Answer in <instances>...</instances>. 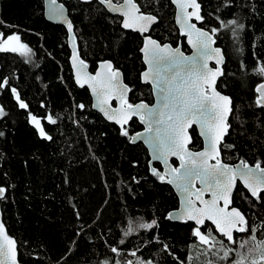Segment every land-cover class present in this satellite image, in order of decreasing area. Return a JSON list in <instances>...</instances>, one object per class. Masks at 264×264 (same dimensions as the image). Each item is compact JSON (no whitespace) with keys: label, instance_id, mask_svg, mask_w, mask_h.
<instances>
[{"label":"trees","instance_id":"1","mask_svg":"<svg viewBox=\"0 0 264 264\" xmlns=\"http://www.w3.org/2000/svg\"><path fill=\"white\" fill-rule=\"evenodd\" d=\"M59 1L69 10L80 54L91 72L99 62L111 61L132 88L130 101L151 103L150 87L140 80L144 65L138 34L122 29L120 19L96 2ZM137 2L143 13L158 18L152 37L162 44H177L170 0ZM199 3L201 27L218 29L217 46L226 57L217 88L233 100L222 160L264 166V111L256 103L255 92L264 82L259 71L264 67V0ZM230 20L245 26L238 30V37L232 32L235 25L227 23ZM0 33L3 40L18 34L32 49L28 55L0 52V81H9L8 87L0 88V106L6 112L0 117V132L4 133L0 136V187L6 189L0 205L8 232L18 242L20 262L134 264L140 259L194 264L197 238L192 236L193 225L167 218L178 207V199L170 186L152 175L145 147L130 144V137L142 126L133 120L126 127L129 137L122 136L117 126L92 109L89 91L75 85L66 31L46 21L43 0H0ZM12 87L27 109L19 107ZM78 104L85 107L79 109ZM29 113L40 119L51 141L40 138ZM49 114L56 124L47 122ZM154 168L162 173L159 164ZM234 205L253 227L264 224V201H254L241 185L234 194ZM153 220L158 226L138 227ZM129 227L133 231L125 235ZM249 236L236 237L246 238L245 246L254 247ZM256 236L262 240L264 229ZM111 247L118 252L113 253ZM198 253L202 259L198 264L210 257L208 251ZM238 253L247 257V248L239 247Z\"/></svg>","mask_w":264,"mask_h":264},{"label":"snow or ice","instance_id":"2","mask_svg":"<svg viewBox=\"0 0 264 264\" xmlns=\"http://www.w3.org/2000/svg\"><path fill=\"white\" fill-rule=\"evenodd\" d=\"M172 2L179 4L183 18L181 20L178 17V22L182 24L188 42L196 51L193 56L188 57L179 47L172 48L168 44L159 43L150 36L144 37L141 52L144 54L148 70L143 72L142 76L145 82L151 78L153 86L158 88L162 99L161 109L154 111L143 102L135 105L128 103L126 96L131 89L122 83L121 73L113 70L111 62L101 65V68L106 69L103 74L97 72L95 76L87 75L83 82L78 72L77 83L81 86L84 83L88 84L99 100V103L93 106L99 107L109 120H115L121 126L122 136L129 137V132L124 125L132 117L138 116L140 121L147 125L146 132L152 134L147 142L155 146L154 159H163L165 164L169 156L179 159V167H171L165 173H161L156 168L151 170L152 175L161 182L174 184L185 194L182 210L176 216L169 214L167 218L193 222L192 236L197 238L200 244L211 248L219 244L223 250L220 259L229 260L230 253L234 249L227 247L225 241L229 244H237L238 239L234 233H250L249 239L256 241V233L264 229V224L253 227L246 215L237 208L229 209L237 176L250 193L251 198L256 202H262L264 201V167L260 162L250 167L241 161L243 169L238 172L237 168L223 163L219 158V145L224 136L228 134L230 128L228 117L232 114L233 107L230 97L216 91V80L223 74L222 70L219 67L210 68L207 63L214 57L217 64L223 60L221 50L212 46L215 43L214 37L218 29L203 30L198 28L196 23L191 22L193 19L198 22L203 21L198 0H172ZM52 3L55 4V0H52ZM99 3L124 17L121 22L123 29H132L143 35L149 31L152 24L157 22L156 16L141 12L136 0H122L119 5L114 4L113 0H99ZM189 8L192 11H187ZM52 15L63 17V5L59 9H54ZM65 22L71 33L73 25L70 21ZM227 23L235 25L232 32L237 37L238 30H243L245 27L236 20H230ZM0 37H3L2 33ZM19 40L20 37L16 34L7 36L3 43H0V52L20 51L21 55L30 54L32 49L26 44L19 43ZM11 42L17 43L12 44ZM79 65L82 70L84 61L80 60ZM259 71L264 74V67H261ZM8 86L7 78L0 81V88ZM256 91L260 94L256 103L264 108V83L260 84ZM11 92L19 102V107L27 109L28 105L20 100L17 89L12 87ZM111 95H115L120 101V109L112 110L110 106L103 107L107 104L105 97ZM76 107L83 109L85 106L78 104ZM4 115L6 112L3 107H0V117ZM29 116L40 138L51 141L53 137L45 131L40 119L31 113ZM45 119L49 124L57 123L52 114L47 115ZM194 124L199 125L201 135L209 137L211 146L202 152H192L188 148L191 139L187 130ZM3 135L4 133L0 132V136ZM143 136V133H139L130 139L135 142ZM209 160H214L215 163L210 164ZM195 180H199L202 187L194 189L192 182ZM5 193L6 189L0 187V199L5 197ZM205 193H209L211 199H204ZM77 216H79L78 213ZM206 221H210L214 229L208 228L205 233L201 229L206 227ZM154 226H158L156 220L138 225L139 228L145 230H150ZM131 231L133 229L129 227L125 235ZM214 232L219 234V239L213 234ZM247 242V240L240 242L239 247L244 248ZM120 243L124 241L121 240ZM257 250L260 253L259 257L258 259L253 258L251 264H264V240H260L254 247L248 249V254L255 253ZM111 251L117 253L118 249L111 247ZM164 251H168L167 245H164ZM16 255V242L6 234L4 224L0 222V264H17ZM245 260L246 257L242 255L241 259L232 260L231 264H245ZM127 264H132V261H128ZM138 264H152V261L138 262ZM180 264L184 262L181 261Z\"/></svg>","mask_w":264,"mask_h":264},{"label":"water","instance_id":"3","mask_svg":"<svg viewBox=\"0 0 264 264\" xmlns=\"http://www.w3.org/2000/svg\"><path fill=\"white\" fill-rule=\"evenodd\" d=\"M78 1H79L80 3H84V4H90V3H93V2H95V1H98V2H99V0H78ZM121 2H122V1H121ZM136 2H137V0H136ZM170 2H171L172 6H173L174 9H175V15H174L175 26H176V28H177V30H178L180 36H181V37H184V38L186 39V43H187L188 47L190 48L191 53H190L189 55H187V54H185V53L182 51V46H181V45H179V46H177V47H179V48L181 49V51L184 53L185 56L191 57V56L194 55L196 49L193 48V46L188 42V37H187V35L184 34V31H185V30L182 28V24H181L180 22H178V17H180L181 20H182V18H183V17H182L181 9H180V7H179V4H177V3H173L172 0H170ZM113 3L116 4V5H119V4H120V3H116V2H114V1H113ZM198 3H199V0H198ZM99 4H100V5H101V6H102V7H103V8H104V9H105L110 15H112V16H114V17H118V18H120V19H121V22H122V20L124 19L123 16L119 15L118 13H114V12L110 11V10L106 7V5H103V4H101V3H99ZM199 4H200V3H199ZM61 5H63V17H59V16L52 15V11H53L54 9H59ZM200 5H201V4H200ZM43 7H44V17H45L46 21L49 22V23H51V24H53V25H58V26L63 27V28L65 29L66 33H67V46H68V49H69V51H70L69 64H70V67H71V70H72V74H73V79H74L75 85H76L79 89H85V88H86V89L89 91L90 97H91V99H92V109H93L95 112L99 113V114L103 117V119H104L106 122H108L109 124H113V125L117 126V127L120 129V131H121V126H120L119 124H117V123L115 122V120H109V119L105 116V114H104L102 111H100V108H99V107H94V106H93V105H97V104L99 103V100H98L97 96L93 94L92 89L88 86V84H87V83H84L83 86H81V84L77 83V73H78V72L80 73L81 82H83L84 77L87 76V75L95 76L97 72H100V73L103 74V73L106 71V69L101 68V65L104 64V63H106V62H111V61H109V60H105V61H101V62H99L98 65H97L96 70H95L94 72H91V70H90V65H89L85 60L82 59V56H81V54H80V51H79V45H78V38H77L76 33H75V27H74V24H73V22H72V20H71V18H70L68 8L65 6V4H63V3L60 2L59 0H55V4L52 3V0H43ZM187 11H192V9L189 8V9H187ZM141 12H142V11H141ZM142 13H143V12H142ZM200 14H201V16H202V5H201V8H200ZM150 15H151V14H150ZM65 21H70L71 24L73 25V30H72L71 33H69V31H68L67 23H66ZM191 22H192V23H196V25H197L198 28H201V29H203V30H206V29H204V28L201 27L203 21H202V22H198V21H195V20L193 19ZM157 23H158V18H157V22L154 23V24H152V25L150 26V28H149V31L146 32V33H144L143 35H142L141 33L137 32V31L132 30V29H124V30H126V31H131V32H135V33L140 34V35L143 37V41H144V37H145V36H150V33L152 32L154 26H156ZM121 28H122V26H121ZM122 29H123V28H122ZM150 37H151V36H150ZM0 38L2 39V37H0ZM151 38L154 39L153 37H151ZM155 40H156V39H155ZM193 40H195V36H193ZM214 40H215V43H214L212 46H213L214 48H219V49L221 50V56L223 57V60H222V62H221L220 64H217V63H216V58L214 57L213 59L208 60L207 63H208V66H209L210 68H216V67H219V68L222 70V73H224V67H225V63H226V57H225V55H224V51H223V49H222L221 47H218V46H217V40H216L215 37H214ZM156 41H158V40H156ZM158 42H159V41H158ZM159 43H160V42H159ZM161 44H162V43H161ZM165 44L170 45L172 48H176V47H173V46H172L171 44H169V43H165ZM142 47H143V44H142ZM142 47H141V48H142ZM140 54H141V56H142V63H143V65L145 66V69L142 71V73H143V72H145V71L148 70V65L145 63V60H144V54L141 52V49H140ZM74 57H75V60H74ZM80 60H83V61H84V67H83L82 70H81L80 65H79V61H80ZM111 64H112L113 70H118V71L121 73V81H122L123 84H126V83H125V79H124V75H123L122 71L119 70V69H116V68L114 67V65H113L112 62H111ZM142 73H141V75H140L141 83H142L143 85H145V86H149V87L151 88L152 98H153V103H152V104H149V103H147V102H145V101H140V102H137V103H135V104H139V103L143 102V103L147 104V105L149 106V108L153 109L154 111H155V110H159V109L162 108V99H161V95H160V93H159V90H158V88H156V87L153 86V84H152V82H151V78H150L147 82H145L144 79H143ZM222 76H223V74L220 75V76L217 78V80H216V85H215V87H216V91H218L221 95L228 96V95H225L224 93L220 92V91L218 90V88H217V87H218L219 80L222 78ZM263 83H264V82H263ZM261 84H262V83H261ZM126 85H127V84H126ZM259 85H260V84H259ZM259 85H258V86H259ZM127 86H128V85H127ZM258 86H257V87H258ZM128 87H129V86H128ZM257 87H256V88H257ZM129 88H130V87H129ZM130 89H131V88H130ZM255 92H256V95H257V97H256V101H257V99H258V97H259L260 94L256 91V89H255ZM130 93H131V91H129V92L127 93V96H126V99H127L128 103H129ZM228 97H230V96H228ZM105 98L107 99V104L103 105V107L108 108V107L110 106V108H111L112 110H118V109L121 108L120 101L115 97V95H111V96H108V97H105ZM230 98H231V97H230ZM231 100H232V98H231ZM114 104H115V106H114ZM135 104H133V105H135ZM232 105H233V100H232ZM257 105H258V104H257ZM258 106H259V105H258ZM259 107L261 108V106H259ZM262 109H263V111H264V108H262ZM232 113H233V112H232ZM231 116H232V114H230L229 117H228V123H229V124H230ZM133 120H137V121L139 122V124L142 126V130H140V131L137 132V133H134L132 136H136V135L139 134V133H143L144 136H143V138L137 139L135 142H133V141L130 139V144H132V145L142 144V145L145 147V149H146L147 152H148L149 159H150V160H149V166H150L151 170H152V168H154V164H159V165L161 166V168H162V173L167 172V171L169 170V168H171V167H179V165H180V161H179V159H178L177 157H175V156H169V157H168L167 164L164 163V160H163V159H154V155H155V146H154L152 143L147 142V141L149 140L150 136L152 135V134L146 132V127H147V125H146L145 123H142V122L140 121V119H139L138 116H134V117H132L131 120L128 121L127 124L124 125V128L128 127V126L131 124V122H132ZM153 126L155 127V125H153ZM193 126H195V127L197 128V130H198V134H199V137L201 138V140H202V142H203V147H202L200 150H198V151H193V150H191V149L189 148L190 145L192 144V139H191V136H190V133H189V129H191ZM193 126L187 130V131H188V135H189V137H190V139H191V142L188 144V148H189V150L192 151V152H202V151L205 150V148H210L211 145H210L209 137H208L207 135H201V129H200L199 125L194 124ZM229 131H230V128H229V130H228V133H229ZM227 135H228V134H227ZM227 135L224 136L223 141H222L221 144L219 145V148H220V156H219V158L221 159V161H222L223 163H225V162L222 160L221 146H222L223 142L225 141ZM132 136H131V137H132ZM172 160H176V161H177V165H174V164L172 163ZM209 163L212 164V163H215V161H214V160H209ZM225 164H227V163H225ZM247 164H248L250 167H254V165H252V164H250V163H247ZM227 165H230V166H232V167H234V168H237V171H238V172H239V170L243 169V165L241 164V161H239V162H237V163H235V164H227ZM261 166H262V165H261ZM262 167H264V166H262ZM169 178H170V177H169ZM161 183L170 186V187L172 188L173 192L175 193L177 199H178V207H177L176 209H174V210H172V211L169 212V214H172L173 216H176V215L179 214V212L182 210V208H183V206H184L185 194H184L180 189H178L174 184H168V183H166V182H161ZM192 184H193V188H194V189H195V188H200V187H202V185H201V183H200L199 180H195V181H193ZM238 185H241V186H242V187L248 192V190L244 187L242 181L239 179V176H237L236 186L234 187L233 192H232V196H231V201H232V202H231V204L229 205V209L232 208V207H235V208H237L239 211H241L238 207L234 206V194H235V192H236V189H237ZM5 194H6V193H5ZM248 194L250 195L249 192H248ZM204 199H211L210 194H209V193H205V194H204ZM241 212H242V211H241ZM242 213H243V212H242ZM169 214H168V216H169ZM169 220L172 221V222L185 223L184 221L176 220V219H169ZM0 222H2V223L4 224V227H5V230H6V234H7L11 239H14V240H15V242H16V249H17V255H16L17 264H22V263L20 262V259H19L18 242H17V240H16L14 237H12V236L9 234V232H8V229H7L6 224H5V222H4V216H3V212H2L1 205H0ZM189 222H191V221H189ZM191 223H193V222H191ZM205 223H209V224L214 228V225H212L210 221H206ZM217 234H218V233H217ZM218 235H219V234H218ZM237 235H241V234L234 233V236H237Z\"/></svg>","mask_w":264,"mask_h":264},{"label":"rangeland","instance_id":"4","mask_svg":"<svg viewBox=\"0 0 264 264\" xmlns=\"http://www.w3.org/2000/svg\"><path fill=\"white\" fill-rule=\"evenodd\" d=\"M16 35H18V34H16ZM19 36V35H18ZM1 43H3V39H1V41H0ZM12 44H15V43H17V42H11ZM19 43H22L21 42V40H19ZM22 51V50H21ZM15 53H20V51H17V52H15ZM1 107V106H0ZM202 232H207V229L206 230H203ZM214 234V233H213ZM214 235H216L217 236V238L219 239V236L215 233ZM244 239H246V238H242V239H239L238 240V243L237 244H235V246H233V247H230V248H232V249H234V251L232 252V253H230V257H229V260H221L220 259V257L223 255V250L221 249V246L219 245V244H217L216 245V247L215 248H211L210 246H206V245H202V244H200L199 243V241H198V239L196 240L197 241V245H196V248H195V250H196V255L194 256V258H193V261H194V264H198L200 261H202V259H201V257H200V253H198V251L199 252H201V251H203V252H209V255H210V257H209V259H207L206 261H205V263L204 264H210V262H211V264H231V261L232 260H239V259H241V256L242 255H238L237 253H238V249H239V243L240 242H243L244 241ZM248 239V238H247ZM262 240H264V238L262 239ZM260 240H256V241H254L255 243H258ZM225 244H226V241H225ZM227 245V244H226ZM227 247H229L228 245H227ZM245 248H247V257H246V260H245V264H251V261H252V259L253 258H257L258 259V257H259V250H257L255 253H252V254H248V249H250V248H252V247H250V246H245ZM244 256V255H243ZM249 257V258H248ZM248 259V260H247ZM192 261V262H193ZM138 262H143V260H137L136 262L134 261V264H138ZM152 264H155V263H153L152 262Z\"/></svg>","mask_w":264,"mask_h":264},{"label":"flooded vegetation","instance_id":"5","mask_svg":"<svg viewBox=\"0 0 264 264\" xmlns=\"http://www.w3.org/2000/svg\"><path fill=\"white\" fill-rule=\"evenodd\" d=\"M122 1V0H121ZM121 1H119V2H116V3H121ZM96 3H98L99 4V2L98 1H95ZM138 3V2H137ZM100 5V4H99ZM139 5V4H138ZM118 18V17H117ZM120 19V18H119ZM120 22H121V19H120ZM76 34H77V32H75ZM132 33H135V32H132ZM135 34H138V33H135ZM138 36L141 38V41H142V43H141V46H140V48H139V54H140V49H141V47H142V44H143V37L140 35V34H138ZM150 36L152 37V32L150 33ZM66 37H67V33H66ZM155 39V38H154ZM172 45V44H171ZM179 45H181L182 46V51L185 53V54H187V55H189L190 53H191V51H190V48L188 47V45H187V43H186V39L184 38V37H181L180 36V34H179V32H178V38H177V44H174V45H172L173 47H177V46H179ZM140 57H141V61H142V56H141V54H140ZM83 59V58H82ZM84 60V59H83ZM114 65V64H113ZM114 67H115V65H114ZM117 69V68H116ZM144 69H145V66H144ZM126 83V82H125ZM127 84V83H126ZM128 85V84H127ZM129 86V85H128ZM130 87V86H129ZM131 88V87H130ZM150 90H151V88H150ZM131 91H132V88H131ZM151 94H152V92H151ZM130 95H131V93H130ZM129 103L130 104H135V103H132L131 101H130V98H129ZM153 103V99H152V102L151 103H149V104H152ZM114 106H115V104H114ZM189 133H190V136H191V139H192V144L190 145V149L191 150H193V151H198V150H200L202 147H203V142H202V140H201V138L199 137V134H198V130H197V128L195 127V126H193L191 129H189ZM172 163L174 164V165H177V161L176 160H172ZM235 206V205H234ZM248 219V218H247ZM188 223H190V224H192L193 225V227H194V224L193 223H191V222H188ZM206 224V227H203L201 230L203 231V230H206V229H208V228H213L209 223H205ZM214 229V228H213ZM217 234V233H216ZM218 235V234H217ZM219 236V235H218Z\"/></svg>","mask_w":264,"mask_h":264}]
</instances>
